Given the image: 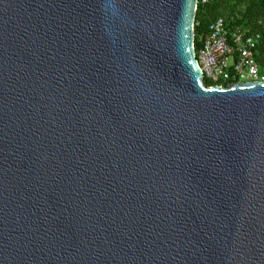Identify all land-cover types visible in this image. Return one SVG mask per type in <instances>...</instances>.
I'll return each instance as SVG.
<instances>
[{"label":"water","instance_id":"obj_1","mask_svg":"<svg viewBox=\"0 0 264 264\" xmlns=\"http://www.w3.org/2000/svg\"><path fill=\"white\" fill-rule=\"evenodd\" d=\"M198 0H0V264H264V83L207 87Z\"/></svg>","mask_w":264,"mask_h":264},{"label":"built area","instance_id":"obj_2","mask_svg":"<svg viewBox=\"0 0 264 264\" xmlns=\"http://www.w3.org/2000/svg\"><path fill=\"white\" fill-rule=\"evenodd\" d=\"M212 0H198V6ZM260 33L236 27L223 17L209 24L201 38L196 57L203 73V81L210 87H228L231 83H264V65L257 59Z\"/></svg>","mask_w":264,"mask_h":264},{"label":"trees","instance_id":"obj_3","mask_svg":"<svg viewBox=\"0 0 264 264\" xmlns=\"http://www.w3.org/2000/svg\"><path fill=\"white\" fill-rule=\"evenodd\" d=\"M223 17L236 27L258 32L262 41L258 46L257 59L264 65V0H212L208 5H199L195 23V49L201 47V38L208 30L209 24ZM205 85L211 84L205 81Z\"/></svg>","mask_w":264,"mask_h":264}]
</instances>
